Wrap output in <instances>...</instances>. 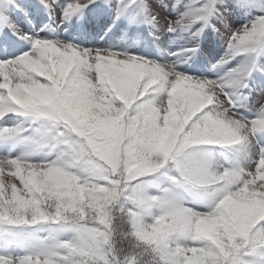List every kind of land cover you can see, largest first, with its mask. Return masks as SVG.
<instances>
[{
    "label": "snow or ice",
    "instance_id": "6c2138e0",
    "mask_svg": "<svg viewBox=\"0 0 264 264\" xmlns=\"http://www.w3.org/2000/svg\"><path fill=\"white\" fill-rule=\"evenodd\" d=\"M257 72L264 0H0V264H264Z\"/></svg>",
    "mask_w": 264,
    "mask_h": 264
},
{
    "label": "rangeland",
    "instance_id": "374dc122",
    "mask_svg": "<svg viewBox=\"0 0 264 264\" xmlns=\"http://www.w3.org/2000/svg\"><path fill=\"white\" fill-rule=\"evenodd\" d=\"M248 19V17H243L237 20V23H243L245 22V20ZM210 31V30H209ZM97 41L99 43H103L104 41L99 40V38H96ZM105 40H108V37L104 38ZM121 39H123V42L129 46L135 44L138 47H143L145 44L149 45L152 48V51H158V49L156 48V43H160L161 47H166L167 45L172 43V34L170 33H166L164 35H162L160 37V41L157 42H153V37L149 36L147 31H143L141 35L137 36L134 32H129L127 35L123 34V33H117L112 39H111V43H119L121 41ZM162 42V43H161ZM179 45H173L171 48H169V51H176ZM201 47L204 50V55H208L210 57L213 58H218L219 56L223 55L224 51H225V46L223 44V42L221 40H219V38H215L214 43L213 44H208V43H204L202 41V45ZM240 58L238 57L237 60H239ZM236 63V61L232 62V65H229L230 67L233 66ZM254 77L256 81L262 80L264 79V77H261L260 73H254ZM251 83V82H250ZM224 151L226 153H228L227 157L224 158L225 163L221 160L220 157V152L219 151ZM216 149V153L219 154L218 155V159L220 160L221 163H224L225 166H227V164L229 162H235L236 160L239 159L238 154H236L235 152L226 150V149Z\"/></svg>",
    "mask_w": 264,
    "mask_h": 264
}]
</instances>
